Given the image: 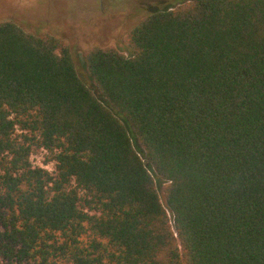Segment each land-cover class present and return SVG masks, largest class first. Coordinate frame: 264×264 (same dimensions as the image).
I'll use <instances>...</instances> for the list:
<instances>
[{
	"label": "trees",
	"instance_id": "obj_1",
	"mask_svg": "<svg viewBox=\"0 0 264 264\" xmlns=\"http://www.w3.org/2000/svg\"><path fill=\"white\" fill-rule=\"evenodd\" d=\"M126 41L84 52L96 95L64 40L0 21V264H264V0Z\"/></svg>",
	"mask_w": 264,
	"mask_h": 264
},
{
	"label": "rangeland",
	"instance_id": "obj_2",
	"mask_svg": "<svg viewBox=\"0 0 264 264\" xmlns=\"http://www.w3.org/2000/svg\"><path fill=\"white\" fill-rule=\"evenodd\" d=\"M188 0H0V21L11 20L28 33L50 34L64 40L70 47L76 71L93 92L84 65V52L94 46L117 47L128 54L129 31L143 17ZM132 144L154 178L163 202L161 181L147 163L137 139L122 120ZM45 155L35 153L32 164L51 169L44 164Z\"/></svg>",
	"mask_w": 264,
	"mask_h": 264
}]
</instances>
